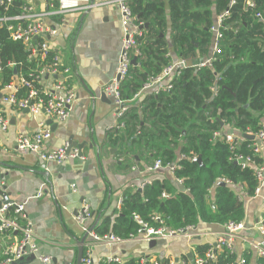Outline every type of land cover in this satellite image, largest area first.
Masks as SVG:
<instances>
[{"label":"crops","instance_id":"1","mask_svg":"<svg viewBox=\"0 0 264 264\" xmlns=\"http://www.w3.org/2000/svg\"><path fill=\"white\" fill-rule=\"evenodd\" d=\"M19 1L22 3L21 11L7 16L20 15L23 13L25 4L31 7L35 15L34 20L39 21L45 28L55 30L51 35L42 33L32 41L46 40L53 56L57 55L61 65L68 69L67 72L57 75L40 74L35 87L39 91L49 92L53 90L56 82L63 79L73 91L75 100L70 107L68 118L63 122H57L43 112L34 117L25 109H19L4 101L3 97L13 91L6 89L4 85L0 86V111L7 121L6 129L0 128V189L6 194L8 200L26 201L25 212L33 228L38 254L50 257L48 264H76L78 241L86 231L76 222L74 215L82 205H88L93 215L85 221L88 230L94 225L98 214L99 220L94 227L105 217L113 219L120 210L118 201L124 198V193L142 191L140 187L146 180L149 182L148 185L159 181L164 184L171 183L174 186L169 195L166 192L164 193L167 196L160 195L161 200L175 196L179 192H187L188 188L183 186L182 181L178 182L175 174L165 166L147 172L145 166L153 163L155 151L148 146V143L141 145L133 143V139L139 135L140 127L148 125L141 111L143 102L147 97L155 96V94L141 92L138 98L131 101L132 105L128 113L117 118L114 98L103 91L106 83L115 75L122 38L120 15L113 0ZM143 27L146 30V26ZM172 35L173 32L168 28L158 34L159 38L166 43L168 64L182 58L173 44ZM151 40L153 39L146 35L143 37L141 51L143 45ZM32 41L27 48L32 46L33 58L39 57L42 61L43 57L36 51L37 44L32 45ZM212 45L213 35L210 33L208 52L188 56L187 63L194 64L203 57L211 55ZM131 68L138 72H145L138 58L135 65L131 64ZM22 76V72H17L12 82L18 85ZM215 91L216 88L213 93ZM122 95H124L123 92ZM132 112L138 115L137 121L130 119ZM124 118L130 121L128 128L131 135L126 133ZM49 120L53 125L48 124ZM261 120L260 117L259 121ZM220 121L222 122H220V131L241 137L239 135L242 134L241 131L235 129L230 122L223 118ZM40 122L51 131L50 139L43 145L44 150L55 149L71 138L72 143H83L80 150L77 146L72 148L77 149L78 153L80 151L82 158H69L61 163L44 162L34 153L19 150L16 145L18 134L30 135L37 130ZM179 155L177 146L175 147L176 159ZM258 159L264 166L263 151ZM220 179H216V185L221 182L234 188L236 198L243 203L245 214L241 220L243 229L239 231L242 238L236 239L230 250L236 255V261L244 257V253L249 252L251 257L249 261L246 260L247 263L257 264L258 255L250 243L264 246V237L260 232L264 223L262 201L264 185L259 196H248L241 186L233 185L232 182L224 183ZM214 185L209 189L208 194V200L212 203ZM38 193L39 197L29 198ZM151 225L157 227L158 224ZM163 225L173 229L181 228ZM222 225L199 222L195 224V227L201 234L192 238L160 237L147 240L142 237L129 239L128 236L126 241L118 244L96 243L92 250V264H102V260L110 255L120 256L123 264L124 261L131 259L140 264L189 262L191 256L199 253L197 246L214 243L215 234L223 230ZM87 237L88 233L84 243ZM18 238L19 233L16 232L0 234V259L3 257L4 246L15 242ZM150 241L154 243L149 244ZM11 264L43 263L36 258L25 257Z\"/></svg>","mask_w":264,"mask_h":264},{"label":"trees","instance_id":"2","mask_svg":"<svg viewBox=\"0 0 264 264\" xmlns=\"http://www.w3.org/2000/svg\"><path fill=\"white\" fill-rule=\"evenodd\" d=\"M229 1L132 0L131 8L135 16L139 21L148 23L144 37L146 35L153 40L143 45L142 56L138 57L145 72L130 69L129 77L121 86L123 97L130 98L148 78L155 76L168 64L166 43L158 36L164 29L173 32V44L181 57L208 52V28L213 22V15L226 8ZM254 1V10L244 9L243 0H237L231 8L232 15L227 22L237 26L238 31L223 30V53L211 68L183 69L171 91H161L143 102L141 111L148 125L140 127L139 135L133 139V143H148L155 151L154 159H160L163 165L176 159L175 147L178 146L180 154L185 158L178 161L179 168L174 174L182 180L188 191L161 200V193L169 195L174 186L155 181L142 191L126 192L119 212L113 219L105 217L94 227V232L100 235L110 232L127 238L138 229V224L132 218L133 213L140 215L149 224H157L151 220V215L157 212L163 224L170 227L243 220V203L236 198L234 188L227 184L216 185L215 182L218 178H225L252 196L257 185L256 177L252 168L243 169L229 160L227 145L220 139L213 141L211 134L219 130L222 118L242 134L247 129L254 132L264 113V0ZM21 6L19 0L0 3V17L19 13ZM254 11L262 12L263 21L253 17ZM36 41H32V45L37 44L38 48L41 40ZM31 47L27 48L19 40H12L5 25H0V86L12 82L17 72L28 77L48 66L53 53L49 52L41 61L39 57L31 56ZM214 85L215 93L211 90ZM27 93L28 90L20 86L15 97L25 98ZM129 117L132 121L138 120L134 112ZM126 119V133L131 135L128 128L130 121ZM246 142L248 140L243 142L242 149ZM192 155L200 156L201 163L189 159ZM257 161L260 159L257 158ZM213 185L212 203L208 200V194ZM207 246H197L199 254ZM244 257L249 261L251 253H244ZM235 261L236 255L223 248L209 264H234ZM256 263L264 264V258L258 257ZM124 264L140 263L131 259L124 261Z\"/></svg>","mask_w":264,"mask_h":264},{"label":"built area","instance_id":"3","mask_svg":"<svg viewBox=\"0 0 264 264\" xmlns=\"http://www.w3.org/2000/svg\"><path fill=\"white\" fill-rule=\"evenodd\" d=\"M10 2L11 0H0V3ZM113 2L119 11L122 38L115 75L108 83H106L103 91L105 94L114 98V103L116 104L115 116L117 118H121L126 114L132 105L131 101L138 98L141 92H153L156 95L161 91H171L174 86V81L180 77L183 69L191 68L197 70L203 67H211L213 62L217 61L223 53V30L229 29L233 30V32L238 31L237 26H232L227 22L232 15L231 8L237 3V0H230L226 8L213 15V22L208 28L209 32L213 35V50L211 55H208L194 64H188L187 58L183 57L177 61L170 62L162 67L161 71L155 76L148 78L130 98H124L121 86L129 77L131 60L142 56L141 40L144 37V23L139 21L133 13L131 8L132 0H113ZM243 7L244 9L254 10L256 3L254 0H243ZM34 16L31 7L25 4L23 6V13L20 15L12 17L3 15L0 17V25H5L12 40H19L27 46L35 37L40 36L42 33H49L51 35L55 32L54 29L45 28L39 21L34 20ZM253 17L263 20L261 11H254ZM36 51L44 59L50 52L48 42L46 40L42 41ZM33 54L34 51H32L31 56H33ZM11 65L14 64L12 63ZM67 71V67L61 65L59 57L54 55L48 66L41 68L37 74L31 73L28 77H20L18 85H15L14 82L5 85L4 87L6 89L12 90L13 92L4 96L3 100L17 106L19 109H28V112L34 117L43 112L47 116L56 119L57 122H63L68 118L70 107L75 100L73 91L65 84L63 79L56 82L53 86V90L49 92L39 91V89L35 87V82L42 73L57 75ZM20 86L26 88L28 93L25 98L17 99L14 93ZM211 90L214 91L215 86L214 88H211ZM261 118L262 120L256 131L253 132L250 129H247L243 133L244 136L239 134L241 137L235 136L232 133L220 131V129L212 131L211 134L213 141L220 139L227 145L230 151L229 160H232L243 169H253L257 185L252 196H259L264 185V166L257 161L259 154L262 151L264 152V113H262ZM6 126L7 121L0 111V128L5 130ZM50 137V129L40 122L38 123L37 130L30 135L18 134L16 145L19 150L34 153L44 162L61 163L69 158H82L77 149L71 148L68 150L67 142L55 149L44 150L43 145L50 139ZM245 140H248V142H246V146L242 149V144ZM182 158H185V156L180 154L173 162L166 163L165 165L162 164L160 159H155L153 163L145 166V170L151 172L165 166L171 173H174L175 170L179 168L178 161ZM196 158V155H192L189 159L195 160ZM177 181L181 182L182 180L177 178ZM220 181L229 184L231 183L225 178H221ZM148 184L149 182L147 180L144 181L140 189L142 190ZM161 194L162 197L167 196L164 192ZM39 196L40 194L38 193L29 198H37ZM122 200L123 199L120 198L118 201V209H120ZM262 201L264 203V197H262ZM25 204L26 201L4 200L0 193V234L8 232L19 233V238L15 242L7 243L4 246L3 257L0 259V264H11L28 256H34V258L43 264L50 263V257L38 254L33 228L26 216ZM92 216L89 206L84 204L81 209L76 212L74 219L84 231H87L85 221L92 218ZM132 218L138 224V229L136 233L129 235V239H138L139 237L147 240L160 237L192 238L198 237L201 234L196 230V227L193 224L176 229L165 227L162 218L158 213L151 215V220L157 222V227L149 224L138 214L133 213ZM222 227L223 230L215 234L216 239L214 243L208 244V247L202 254L196 253L191 256L189 262H180V264H209L216 259V253L218 251L223 248L230 250L232 243L236 239L242 238L239 234V231L243 229L241 221L236 222L229 220L225 222ZM260 232L264 237L263 225ZM124 241H126V238H122L112 233L99 235L94 231L89 232L87 240L84 243L85 252L82 257V264H92V250L94 244L101 243L111 245L114 243H122ZM250 244L256 250L258 257H264V246L256 243ZM103 263L123 264V259L120 256L110 255L102 260V264ZM246 263V259L241 257L235 261L234 264ZM169 264L175 263L170 262Z\"/></svg>","mask_w":264,"mask_h":264},{"label":"water","instance_id":"4","mask_svg":"<svg viewBox=\"0 0 264 264\" xmlns=\"http://www.w3.org/2000/svg\"><path fill=\"white\" fill-rule=\"evenodd\" d=\"M144 26L147 27V23H145ZM131 64H132V65H135V64H136V58H133V59L131 60ZM13 70H14V73H16L15 68H14ZM103 97H105L104 94H103ZM25 111L28 112V109H25ZM48 124L53 125V123L51 122V120L48 121ZM67 143H68V150L71 149V148H73V146H77L78 149L80 150V148H82V146H83V143H81V144L72 143L71 138L68 139V142H67ZM80 154H81V153H80V151H79V155H80ZM195 161L201 163V157L198 156V157L195 159ZM222 184H223V183L219 182L217 185H222ZM3 188H4V187H3ZM0 193H1V196L3 197L4 200H8L6 194L3 192V190L0 189ZM99 216H100L99 214L96 216V218H95V222H94V225H93L92 227H90V228L84 233V235L79 239V241H78V246H77V256H76V264H81L82 255H83V243H84V240H85V238H86V236H87V233H89L90 231H92L93 228H94V226L97 224V222H98V220H99ZM153 243H154V241H150L149 244H153ZM27 258H29V259H33L34 256H28ZM21 259H24V258H21Z\"/></svg>","mask_w":264,"mask_h":264}]
</instances>
